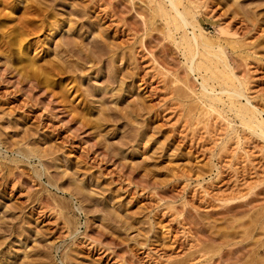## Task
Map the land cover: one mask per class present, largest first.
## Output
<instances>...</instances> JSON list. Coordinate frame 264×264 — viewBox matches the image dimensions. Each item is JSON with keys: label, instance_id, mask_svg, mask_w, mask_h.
<instances>
[{"label": "rangeland", "instance_id": "1", "mask_svg": "<svg viewBox=\"0 0 264 264\" xmlns=\"http://www.w3.org/2000/svg\"><path fill=\"white\" fill-rule=\"evenodd\" d=\"M159 2L0 0V264H264V0Z\"/></svg>", "mask_w": 264, "mask_h": 264}, {"label": "bare ground", "instance_id": "2", "mask_svg": "<svg viewBox=\"0 0 264 264\" xmlns=\"http://www.w3.org/2000/svg\"><path fill=\"white\" fill-rule=\"evenodd\" d=\"M162 1V0H161ZM166 4L168 3V7H170V11L173 13L172 14V16L170 15V14H168L169 13V9L167 10V8L166 9H162L161 8V5H160V2H159V6H160V11L162 12V14H163V16L164 17H167V16H171V17H173L172 18V20L171 21H173L174 23H175V25H174V27L176 28V27H178V29H179V27H181V28H185L186 26H188L189 27V25H191L190 23H188L189 21H187V14L189 13H186V8H184L185 10H180L179 8H178V0H163ZM158 3V2H157ZM161 4H163L162 2H161ZM158 6V7H159ZM187 6V5H186ZM189 6V5H188ZM164 8V7H163ZM195 10V9H194ZM157 11H159V8L157 9ZM159 11V12H160ZM166 11H168V12H166ZM159 12H157V13H159ZM161 14V15H162ZM165 14V15H164ZM168 14V15H167ZM191 14V13H190ZM167 15V16H166ZM188 16H189V14H188ZM168 20V19H167ZM189 20V19H188ZM171 21H170V23H171ZM167 23V22H166ZM187 31V30H186ZM18 32V31H17ZM176 32V31H175ZM198 33V32H197ZM193 34V33H192ZM172 36V35H171ZM190 37V36H189ZM195 37V34H193V38ZM185 38V37H184ZM192 39V38H191ZM201 39V38H200ZM193 40V39H192ZM18 42V41H17ZM182 42V41H181ZM203 42V41H202ZM178 44V43H177ZM198 44V43H197ZM92 50V49H91ZM219 51V50H218ZM217 54V53H216ZM82 56V55H81ZM211 56V55H210ZM217 55H215L214 57H216ZM225 56V55H224ZM192 58H193V56H192ZM206 58V57H205ZM224 59H225V57H224ZM224 59H222L221 60V62H222V69H220V68H218V67H216L215 69L217 70L216 72H212L210 75H208V79L206 78V79H204L203 81H202V83H201V87H202V89H203V91H204V93H201V94H204V97L206 98V101L208 102V106L209 107H207L206 109L208 110H213V111H215V109L217 108L216 106H217V104L218 105H221V103H222V101H224V100H222V97L221 96H225L226 98H227V100H228V102H229V106H227V107H229V109L231 110L232 109V111L234 110V115H236L237 117H238V119L240 118V120H241V122H240V124H243L242 125V127H244V125H245V128H246V126L248 127V129H250V130H252V131H250V132H254V133H256L257 135H259V136H261L262 138H264V119H261V120H259L257 117L259 116H257L256 117V114H258V110H256L255 108H253L254 110H253V112L255 111V113H253V112H251L252 111V108H251V111L250 110H248V108H249V106H248V108H247V106H246V108L245 107H243V106H241V104H240V102H239V100L241 99V98H245V96H244V93H243V86H244V84H243V86H242V82H240V81H238L237 83H238V85L237 86H233L232 85V83H231V81L234 79V74H232V70H233V68H230V66H229V64L227 63V61L226 60H224ZM227 59V58H226ZM193 60V59H192ZM219 60V59H218ZM190 61H191V59H190ZM61 62V61H60ZM191 62H193V61H191ZM21 64H23V63H21ZM188 64V63H187ZM190 64V63H189ZM194 64V63H193ZM196 65V64H195ZM194 65V66H195ZM203 65V64H202ZM210 65V64H209ZM213 66H215V65H213ZM189 68V70L190 71H193V67L192 66H188ZM211 68V67H210ZM194 69H196V66H195V68ZM197 71V70H196ZM195 72V71H194ZM229 73V74H228ZM230 75V76H229ZM232 79H231V78ZM236 77V76H235ZM236 78H238V77H236ZM203 79V78H202ZM235 80V79H234ZM238 80H240V79H238ZM209 81H211L213 84H217L218 86H219V89L218 88H216V87H213L212 85V87L210 86V84H209ZM221 81V82H220ZM244 81V80H243ZM236 82V81H235ZM220 83H222V84H220ZM234 83V82H233ZM236 84V83H235ZM216 85V86H217ZM246 85V84H245ZM245 87V86H244ZM201 89V90H202ZM246 93V92H245ZM201 97H203V96H201ZM247 97H248V95H247ZM225 98V99H226ZM248 98H247V104L246 105H248L249 104V102H248ZM202 101V100H201ZM204 101V100H203ZM202 101V102H203ZM206 102V103H207ZM221 102V103H220ZM203 103H205V102H203ZM205 103V104H206ZM220 103V104H219ZM224 103V102H223ZM226 103V102H225ZM204 104V105H205ZM207 106V105H206ZM226 106V105H225ZM254 107V106H253ZM206 110V112L208 113V111ZM217 110H220V108L219 109H217ZM216 110V111H217ZM212 112V111H211ZM230 112V111H229ZM213 113V112H212ZM217 113H220L221 115H222V111L221 112H219V111H217ZM215 114H216V112H215ZM219 115V114H218ZM233 115V116H234ZM221 117V116H220ZM222 118V117H221ZM227 118V117H226ZM222 119H224L225 120V118H222ZM227 121V120H226ZM228 122H231L230 120L228 121ZM227 122V123H228ZM230 125V124H229ZM229 129V128H228ZM230 133V132H229Z\"/></svg>", "mask_w": 264, "mask_h": 264}]
</instances>
